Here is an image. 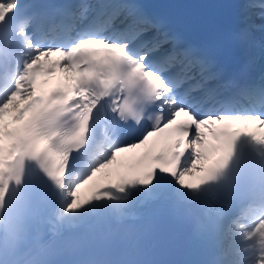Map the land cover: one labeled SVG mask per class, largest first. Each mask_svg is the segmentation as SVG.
Returning a JSON list of instances; mask_svg holds the SVG:
<instances>
[{
	"label": "snow or ice",
	"instance_id": "1",
	"mask_svg": "<svg viewBox=\"0 0 264 264\" xmlns=\"http://www.w3.org/2000/svg\"><path fill=\"white\" fill-rule=\"evenodd\" d=\"M35 9L24 0H0V213L28 162L68 189L70 214L94 201H120L129 189L152 185L158 174L183 189L200 188L186 178L201 171L196 164L202 128L219 126L213 135L225 152L202 184L215 180L231 160L241 137L229 131L233 122L264 128V88L230 81L252 101L235 108L233 98L208 87L226 71L212 59L180 50L179 40L135 0H82L75 10L64 9L84 21L67 44L47 43L30 31L49 14ZM233 40L244 42L240 33ZM58 75L62 80L45 91ZM129 127L139 133L130 141ZM170 129L178 136L174 141L165 135ZM255 143L264 146V138ZM145 146L137 165L105 172L120 154ZM238 237L247 264H264V207L240 225Z\"/></svg>",
	"mask_w": 264,
	"mask_h": 264
},
{
	"label": "bare ground",
	"instance_id": "2",
	"mask_svg": "<svg viewBox=\"0 0 264 264\" xmlns=\"http://www.w3.org/2000/svg\"><path fill=\"white\" fill-rule=\"evenodd\" d=\"M85 208H88V207H85ZM0 228H1V222H0Z\"/></svg>",
	"mask_w": 264,
	"mask_h": 264
}]
</instances>
